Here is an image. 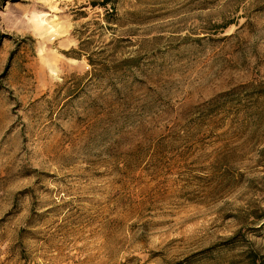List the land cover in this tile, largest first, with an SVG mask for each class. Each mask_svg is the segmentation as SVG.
<instances>
[{
  "label": "rangeland",
  "instance_id": "rangeland-1",
  "mask_svg": "<svg viewBox=\"0 0 264 264\" xmlns=\"http://www.w3.org/2000/svg\"><path fill=\"white\" fill-rule=\"evenodd\" d=\"M0 264H264V0H0Z\"/></svg>",
  "mask_w": 264,
  "mask_h": 264
}]
</instances>
